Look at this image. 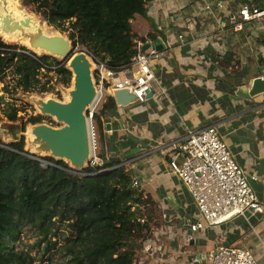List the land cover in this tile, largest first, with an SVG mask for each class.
I'll list each match as a JSON object with an SVG mask.
<instances>
[{"label":"crops","instance_id":"obj_1","mask_svg":"<svg viewBox=\"0 0 264 264\" xmlns=\"http://www.w3.org/2000/svg\"><path fill=\"white\" fill-rule=\"evenodd\" d=\"M217 2L148 4L132 27L148 38L143 49L158 52L151 65L165 93L106 110L104 101L98 110L104 126L100 151L131 170L138 188L158 207L151 239L165 255L148 258L140 252L136 264H201L219 244L251 249L264 264V215L235 216L192 232L189 223L198 221V209L169 163L187 128L215 126L250 176L264 173V91L249 98L237 93L264 78V18L237 30L230 19L241 0H224L223 7ZM256 187L264 204V186Z\"/></svg>","mask_w":264,"mask_h":264},{"label":"trees","instance_id":"obj_2","mask_svg":"<svg viewBox=\"0 0 264 264\" xmlns=\"http://www.w3.org/2000/svg\"><path fill=\"white\" fill-rule=\"evenodd\" d=\"M23 3L34 7L49 25L67 32L74 49L82 46L95 60L117 70L131 63L138 41H148L132 27L137 15H146V0ZM259 5L264 6V0ZM67 62L0 39L1 78L6 80L12 73L15 86L24 91H50L54 75L59 77L58 83L69 86L73 73ZM5 89L11 92L8 83ZM105 101V110L117 106L114 96ZM2 113L0 110V120ZM4 116L13 122L20 118L15 107ZM41 121L39 115L29 119L33 124ZM95 126L103 138L101 114L95 115ZM21 130H25L24 124ZM97 153L102 164L75 170L64 160L27 151L24 135L12 142L0 140V264L36 261L29 247L18 249L15 244L25 226L37 232L39 244L46 243V252L64 241L60 248L66 261L62 264H136L137 250L153 235L158 207L150 195L133 185L131 170L117 159L106 158L99 145ZM41 159L51 164L44 167ZM45 264H52L51 258Z\"/></svg>","mask_w":264,"mask_h":264},{"label":"built area","instance_id":"obj_3","mask_svg":"<svg viewBox=\"0 0 264 264\" xmlns=\"http://www.w3.org/2000/svg\"><path fill=\"white\" fill-rule=\"evenodd\" d=\"M217 5L223 7L224 0H218ZM262 18L264 6L259 5V0H250L241 5L236 13L231 14L230 21L235 29L241 30L244 24ZM143 46L144 43L138 41V51L131 63L119 70L90 56L95 64L93 76L97 88V97L87 110L92 148L89 162L91 165L103 163L97 153L95 115L107 96H114L117 89L124 88L132 90L138 96V101L147 98L148 90H154L153 95L165 93L151 65L152 58L157 56L158 52L154 48L143 49ZM174 147L175 151L169 160L170 166L187 186L199 213L198 221L189 223L192 232H198L235 216L246 217L248 210L264 215V204L258 200L250 182L253 180L264 185V173L261 176H250L238 163L217 127L187 128L181 142ZM262 161L264 163V153ZM41 163L44 167L51 164L43 159ZM133 185L139 187V181L134 179ZM144 243L143 251L148 258H154L155 252L159 253L160 257L165 255L161 246L153 245V239ZM201 264L261 263L251 249L219 244L204 255Z\"/></svg>","mask_w":264,"mask_h":264},{"label":"water","instance_id":"obj_4","mask_svg":"<svg viewBox=\"0 0 264 264\" xmlns=\"http://www.w3.org/2000/svg\"><path fill=\"white\" fill-rule=\"evenodd\" d=\"M146 2L150 5L154 0H146ZM1 4L0 0V6ZM27 25H29V19L12 22L10 15L3 16L4 32L23 30L24 26ZM29 39L32 47L42 48L46 51L43 54L67 59V67L73 73L74 83L73 88L70 90L69 101L54 98L39 100L38 106L41 114L53 116L63 124L59 127L46 123L33 124L29 136L31 132L34 138H30V141L35 145L37 152H43L45 156L55 159L67 160L70 162L71 168L83 170L88 166L92 157L87 110L97 97V88L92 70L95 64L86 51H76L72 40L61 31L55 30L53 34H45L39 30L32 32ZM35 53L38 52L35 51ZM250 84V89L244 86L237 90V93L249 98L264 91L263 77L254 78ZM153 94L154 90H148L146 97L150 98ZM114 96L116 103L120 106H128L138 101V96L129 88L117 89ZM16 128L13 141L19 140L21 137L18 136V132L22 131L21 125L16 126ZM26 150L36 154L32 150Z\"/></svg>","mask_w":264,"mask_h":264},{"label":"rangeland","instance_id":"obj_5","mask_svg":"<svg viewBox=\"0 0 264 264\" xmlns=\"http://www.w3.org/2000/svg\"><path fill=\"white\" fill-rule=\"evenodd\" d=\"M19 3V6L21 9L26 10L39 21L40 24H47L51 29L61 31L59 29H56L54 26H51L48 24V22L42 17V15L34 10V7L32 6H26L23 3V0H17ZM21 31V34L19 36L29 37L32 32H36L33 29H26L25 32ZM62 32V31H61ZM64 35H68L67 32H62ZM18 36V37H19ZM0 39L8 44H17L19 46H26L29 50L33 51L35 53V50L32 48H29L26 44L21 43L19 41L14 40H6L0 36ZM76 51H85V49L82 46H78L75 48ZM38 54V53H36ZM42 54L43 53H39ZM38 54V55H39ZM90 56V55H89ZM60 60H65L64 58H59ZM53 75V73L51 74ZM0 74V110L2 113V120H0V140L3 142H12L14 134L16 133V126L18 125H25L24 131H19L18 136H22V134L25 136V149L32 150L33 152H36V155L38 156H45V153L43 152H37L35 145H33L30 141L29 131L33 123L29 122V119L31 116L39 115L42 116V121L40 123H46L55 127L61 126L63 123L58 122L56 118L50 115H44L41 114V111L39 109V100L40 99H50L54 98L61 101H69L70 98V90L73 88V79L69 86L63 85L61 83L57 82V79L59 77L57 75H54V79L51 81L50 84H52L54 87L48 91V92H27L22 90L21 88H18L15 86V83L13 82L14 75L12 73H9L8 77L6 76V80L1 78ZM48 77H44L43 80H47ZM59 81V80H58ZM7 83L9 84V87L11 88V92L6 91ZM11 107H15L18 109V116L20 117L19 120L13 122L10 121L6 116H4V112L7 109H10ZM40 153V154H39ZM66 163L70 165V162L67 160H64ZM89 165V164H88ZM71 166V165H70ZM251 185L257 194V181L251 180ZM261 183V182H260ZM262 184V183H261ZM262 186H264L262 184ZM260 193V191H259ZM259 199V197H258ZM251 213H253L252 210L246 211V216H249ZM242 218H245L243 215H239ZM158 217V215H157ZM156 222H159V218L155 219ZM155 227V226H154ZM156 229V228H154ZM63 227L59 230V233L63 232ZM203 230V229H202ZM21 239L20 241H16V246L18 249L29 247L33 256H35L36 261L34 264H45L48 262V259L51 258L52 264H62L66 261V259L63 256L62 250H61V244L64 242L63 240L58 242V245L51 248L49 251H45V242L38 243L37 240L40 238V236L37 234V232L30 228L29 226H25L21 232ZM152 236L148 239H151ZM145 245V243L143 244ZM144 247L137 250V254H140V252L145 255L144 253ZM46 252V253H45ZM146 256V255H145ZM137 259V255H136Z\"/></svg>","mask_w":264,"mask_h":264},{"label":"bare ground","instance_id":"obj_6","mask_svg":"<svg viewBox=\"0 0 264 264\" xmlns=\"http://www.w3.org/2000/svg\"><path fill=\"white\" fill-rule=\"evenodd\" d=\"M1 2H2V4L0 6V9H1V11H0V36L2 38L6 39L7 41L8 40H14V41H19L21 43H24L29 48H32L33 50H35L38 53L46 52L42 48L32 47L29 37L28 38L24 37V36L20 37L19 34H21V31H24L23 33H27V32H25L26 29H33L36 32L41 30L45 34H50V33L53 34V33H55V31L51 32V30H53V29H51V27H49L47 24H40L39 21L35 18V16L30 14L26 10L21 9L17 0H1ZM7 4H8V6H7ZM7 14L12 17V22H14L16 20L19 22H20V20L26 21V19H29V25L24 26L23 30H14L12 32H4V30H3V16H6ZM60 58H62V57H60ZM92 70H93V67H92ZM30 138L31 139L34 138L33 134H31V132H30Z\"/></svg>","mask_w":264,"mask_h":264}]
</instances>
